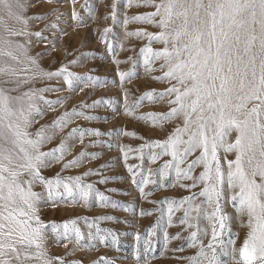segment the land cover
<instances>
[{
	"label": "rangeland",
	"instance_id": "rangeland-1",
	"mask_svg": "<svg viewBox=\"0 0 264 264\" xmlns=\"http://www.w3.org/2000/svg\"><path fill=\"white\" fill-rule=\"evenodd\" d=\"M19 3L21 7L13 5L11 18L0 6V90L24 109L31 137L38 132L47 137L41 151L63 145L55 153L60 158L40 169L46 180L62 183L53 185L51 198L48 185L32 184L40 194L36 215L43 225L41 247L16 245L19 259L5 248L0 261L209 264L212 250L207 245L212 242L221 264H244L239 250L251 229L248 216L238 211V201H232V191L225 186L221 211L209 219L214 206L199 195L205 185L190 187L193 180L178 177L175 167L165 168L172 162L170 150L165 153L155 145L182 126L183 117L151 118L176 106L169 103L175 97L167 90L177 85L165 76V58L154 56L170 47L151 39L164 31L157 23L161 17L134 19L156 12L151 0ZM17 14L27 23L17 21ZM199 155L193 153L180 167ZM218 155L226 171L235 153L221 149ZM203 171L199 165L191 175ZM84 185L92 186L86 199L80 195ZM221 215L226 217L222 229ZM31 223L35 226V219Z\"/></svg>",
	"mask_w": 264,
	"mask_h": 264
},
{
	"label": "snow or ice",
	"instance_id": "snow-or-ice-1",
	"mask_svg": "<svg viewBox=\"0 0 264 264\" xmlns=\"http://www.w3.org/2000/svg\"><path fill=\"white\" fill-rule=\"evenodd\" d=\"M151 2L156 12L134 19L161 17L157 23L164 31L151 39L170 47L154 56L165 58L168 64L165 76L176 80L178 85L167 90L175 97L169 103L176 106L166 115L151 118L183 117L182 126L175 128L166 141L155 142L165 153L170 150L174 163L164 167H175L178 177L193 180L190 187L205 185L199 195L214 206L209 219L221 211L219 202L225 186L231 190L232 201H238V211L248 216L251 229L239 250L240 257L244 264L256 261L264 264V0ZM13 5L22 6L19 0H0L10 18ZM15 19L21 21L22 17L17 14ZM28 125L24 109L16 107V98L0 90V255L9 248L18 259L20 250L16 245L41 247L38 241L42 239L43 225L36 215L40 194L32 190V184L39 181L48 185L51 198L53 185L62 183L59 179L46 180L40 169L60 158L55 153L61 152L63 145L53 152L41 151L47 137L38 132L32 138L26 130ZM233 133L234 138L229 140ZM221 149L235 153V158L227 161L226 171L218 155ZM197 151L200 155L181 168ZM199 165H203L204 171L193 177L191 173ZM25 175L30 179H24ZM63 187L68 195H73L68 184ZM91 187L81 186L82 198L88 197ZM196 210L200 211L199 206ZM33 219L35 226L31 223ZM219 219L222 229L226 217L221 215ZM196 235L192 233L194 238ZM217 235L214 226L212 241H216ZM207 247L212 250L209 264H221L213 243L209 242ZM28 255L25 253V258Z\"/></svg>",
	"mask_w": 264,
	"mask_h": 264
}]
</instances>
